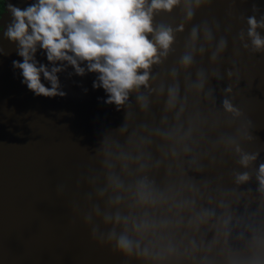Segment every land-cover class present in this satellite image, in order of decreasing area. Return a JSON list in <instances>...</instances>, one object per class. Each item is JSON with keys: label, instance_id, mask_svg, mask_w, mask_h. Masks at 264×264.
<instances>
[{"label": "clouds", "instance_id": "1", "mask_svg": "<svg viewBox=\"0 0 264 264\" xmlns=\"http://www.w3.org/2000/svg\"><path fill=\"white\" fill-rule=\"evenodd\" d=\"M235 2L230 0L227 15H235ZM210 3L30 0L21 8L0 0V13L11 17L0 31L22 57L12 61L13 68L34 95L65 96L59 74L70 67L69 76L94 73L92 86L104 90L105 103L125 111L118 134L102 140L97 150L102 167L90 177L95 190L88 193L89 206H74L91 239L124 264H264V160L259 150L242 146L254 140L253 120L237 103L236 87L241 50L264 53V12L253 0L251 14H240L246 27L236 32L232 66L223 72L214 65L227 51L228 37H217L221 24L214 16L191 23L185 51L167 79L156 82L153 71L173 51L185 22ZM176 9L183 17L175 26L154 22L160 12ZM224 31L231 32V25ZM38 51L47 63L37 59ZM205 53L209 67H197L193 74L197 56ZM225 76L219 109L224 122L235 125L230 133L220 131L222 121L211 107L216 90L210 81ZM152 94L161 105L159 123L131 126L132 97L147 114ZM217 150L238 157L239 170L228 186L205 175L217 162Z\"/></svg>", "mask_w": 264, "mask_h": 264}, {"label": "water", "instance_id": "2", "mask_svg": "<svg viewBox=\"0 0 264 264\" xmlns=\"http://www.w3.org/2000/svg\"><path fill=\"white\" fill-rule=\"evenodd\" d=\"M11 2L23 8L30 0ZM255 2L264 12V0ZM252 3L253 0H236L233 16L227 15L230 0H211L198 10L193 21L185 22V30L177 33L173 51L164 63L154 67L156 82L167 79L169 69L178 66L191 23L206 17L214 16L220 21L217 37H228V49L214 66L221 72L231 67L233 50L238 45L234 36L240 27H246L239 17L241 13L251 14ZM182 17V11L176 9L171 13L160 12L154 22L175 26ZM10 19L7 12L1 13L0 25H6ZM225 25H231L232 31L225 33ZM0 47L6 53L0 55V264H124L110 248L91 239L82 214L74 206H89L88 193L95 190L90 177L102 167L97 150L102 140L118 134V126L125 121V111L105 103L104 90L92 86L94 73L69 76L70 67L59 74L65 96L34 95L21 83L19 71L13 68L12 61L22 57L2 31ZM37 59L47 63L42 52L38 51ZM200 66L209 67L207 53L197 56L193 74ZM239 67L237 103L251 116L254 136L253 141L242 146L248 151L259 150V160H264V53L241 50ZM183 79L184 73H181L182 82ZM227 82L226 76L211 79L210 84L216 90V103L211 107L222 121L220 131L230 133L235 125L224 122L226 117L219 109L221 89ZM150 99L149 112L141 114L132 97L128 106L131 126L159 123L161 105L155 94ZM215 135L212 133L213 139ZM215 155L217 162L214 167L206 168L205 175L228 186L232 172L239 170L238 157L222 150H217ZM254 167L255 164L249 170L254 171Z\"/></svg>", "mask_w": 264, "mask_h": 264}, {"label": "flooded vegetation", "instance_id": "3", "mask_svg": "<svg viewBox=\"0 0 264 264\" xmlns=\"http://www.w3.org/2000/svg\"><path fill=\"white\" fill-rule=\"evenodd\" d=\"M0 15H1V13H0Z\"/></svg>", "mask_w": 264, "mask_h": 264}]
</instances>
